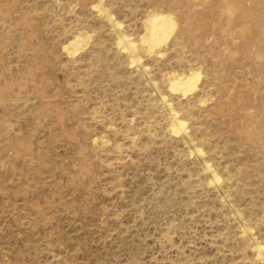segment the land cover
Segmentation results:
<instances>
[{"label":"rangeland","instance_id":"374dc122","mask_svg":"<svg viewBox=\"0 0 264 264\" xmlns=\"http://www.w3.org/2000/svg\"><path fill=\"white\" fill-rule=\"evenodd\" d=\"M154 14L173 25L149 51ZM258 247L264 0H0V264H264Z\"/></svg>","mask_w":264,"mask_h":264},{"label":"bare ground","instance_id":"6f19581e","mask_svg":"<svg viewBox=\"0 0 264 264\" xmlns=\"http://www.w3.org/2000/svg\"><path fill=\"white\" fill-rule=\"evenodd\" d=\"M172 25H173V19L168 15H163V14L151 15L146 22L147 32L146 35L141 40L142 44H144L149 51L155 50V48L160 47V45L163 42L165 43V41H167L170 35V29ZM119 44L122 45L123 48L129 53L130 52L133 53L134 50L136 49L135 42L129 39L126 35L120 34ZM198 76L195 73H191L188 75L181 74L179 76H174L171 81L172 82L171 88L174 91H185V92H188V90H194L196 88ZM172 126L174 131L177 130L183 131L185 128V123L182 120L178 119L176 114L172 113ZM257 249H258L257 251L258 256L264 255L261 253L262 252L261 248L258 247Z\"/></svg>","mask_w":264,"mask_h":264}]
</instances>
